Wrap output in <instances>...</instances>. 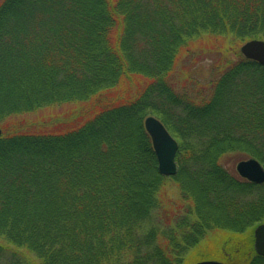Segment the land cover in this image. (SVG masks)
I'll list each match as a JSON object with an SVG mask.
<instances>
[{"label":"trees","instance_id":"trees-1","mask_svg":"<svg viewBox=\"0 0 264 264\" xmlns=\"http://www.w3.org/2000/svg\"><path fill=\"white\" fill-rule=\"evenodd\" d=\"M206 34L264 40V0L2 3L0 264H186L208 232L244 236L264 222V184L220 163L243 152L264 165V67L227 60L200 104L169 82L182 51ZM140 75L151 83L133 96H103ZM91 98L95 113L67 132L6 122ZM149 115L178 138L174 179L191 201L167 227L150 220L168 177ZM250 251L245 264H264Z\"/></svg>","mask_w":264,"mask_h":264},{"label":"rangeland","instance_id":"rangeland-1","mask_svg":"<svg viewBox=\"0 0 264 264\" xmlns=\"http://www.w3.org/2000/svg\"><path fill=\"white\" fill-rule=\"evenodd\" d=\"M4 1L0 0V6ZM246 42H241L237 38L227 39L210 34L200 37L191 42L186 51H182L174 70L169 76L170 84L176 91L187 93L189 95L187 98L196 104L209 101L212 97L213 87L221 75L220 73L226 69L225 62L230 60L234 64L241 61L243 55L240 49ZM122 81L117 89L105 93L102 91L99 95L104 93L103 96H106L105 94L108 93L110 94L108 96L113 101L120 102L122 101L120 98L125 97V94L130 93L133 96L137 91L145 89L151 83L148 78L141 75L133 76L130 79H123ZM228 95L234 96L235 94L229 92ZM92 100L94 101L91 98V100L85 102H68L49 106L32 114L28 113L10 117L6 122L9 124L13 123V126H20L27 133L67 132L78 127L86 118L88 119L95 113L97 104L92 102ZM149 116L157 117L155 115ZM0 127L7 132L5 123L0 125ZM172 136L174 137V135ZM175 139L177 140L178 138L176 137ZM250 158L254 157L243 152H231L225 154L220 163L232 173H237V164L242 160ZM158 199L160 201V208L154 211L150 220L155 225L161 227H167L171 224L176 225L179 219H182L184 214L188 212L186 207L189 206L188 202H191L188 201L187 197L183 196L181 186L175 181L174 177L167 178L165 185L158 193ZM249 234L240 236L224 230L208 232L207 236L204 239L202 238L203 240L200 245L192 249L186 259V264L200 261L245 264L244 261L247 257L245 249L251 253L250 249L254 248V232L250 230Z\"/></svg>","mask_w":264,"mask_h":264},{"label":"water","instance_id":"water-1","mask_svg":"<svg viewBox=\"0 0 264 264\" xmlns=\"http://www.w3.org/2000/svg\"><path fill=\"white\" fill-rule=\"evenodd\" d=\"M241 53L248 60L255 61L264 66V40L254 39L247 41L241 47ZM144 126L150 135L155 150L159 171L164 176H175L178 172L177 152L179 144L161 120L148 116ZM3 130L0 127V139ZM236 170L239 175L258 185L264 184V166L255 158L240 161ZM254 248L258 255L264 256V223L260 224L254 232ZM191 264H224L218 261H200Z\"/></svg>","mask_w":264,"mask_h":264}]
</instances>
